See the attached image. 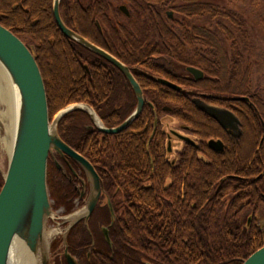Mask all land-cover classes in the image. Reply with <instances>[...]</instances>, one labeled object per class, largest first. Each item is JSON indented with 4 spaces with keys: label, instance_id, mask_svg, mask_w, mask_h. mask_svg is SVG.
Returning <instances> with one entry per match:
<instances>
[{
    "label": "trees",
    "instance_id": "1",
    "mask_svg": "<svg viewBox=\"0 0 264 264\" xmlns=\"http://www.w3.org/2000/svg\"><path fill=\"white\" fill-rule=\"evenodd\" d=\"M188 1H60V17L69 29L127 67L155 55L203 72L204 78L192 87L220 96L212 100L218 105L234 106L243 131L238 141L224 139L223 154L204 149L206 160L198 158L200 150L188 149L190 165L181 162L179 178L171 183L164 135L153 122L168 102L145 105L133 124L115 135L91 132L86 127L90 119L82 112L66 115L58 125V135L94 165L104 185L106 205L105 211L98 206L93 217L103 223L111 221V247L99 244L92 231L95 244L89 259L85 252L90 237L82 232L68 237L66 248L74 249L78 264H242L264 245V221L262 227L258 223L259 218L264 220V89L252 84L257 61L251 58L249 30L243 17L232 9L207 0ZM247 1L257 10L264 8V0ZM171 2L181 17L169 27L165 17L156 15ZM120 4L128 8L129 26H119ZM200 17L213 22L207 27L186 23ZM0 25L33 46L50 118L67 105L85 103L112 128L133 111L136 102L126 79L59 31L52 0H0ZM153 31L159 33L158 39L153 37L143 47ZM137 78L141 81L142 77ZM56 80L58 84L53 86ZM153 87L143 86L147 90ZM124 96L129 99L124 101ZM234 97L249 98L251 104L234 102ZM170 105L176 112H186L178 114V119L203 142L220 132L191 103L182 100ZM60 179L51 165L47 171L49 197L55 209L68 198L69 212L75 194L69 186L61 189ZM2 185L0 173V189Z\"/></svg>",
    "mask_w": 264,
    "mask_h": 264
},
{
    "label": "water",
    "instance_id": "2",
    "mask_svg": "<svg viewBox=\"0 0 264 264\" xmlns=\"http://www.w3.org/2000/svg\"><path fill=\"white\" fill-rule=\"evenodd\" d=\"M61 0H52V15L59 31L71 42L105 60L116 68L131 87L136 105L131 114L119 125L107 128L94 109L85 103H74L49 117L46 92L41 73L35 61L31 46H26L19 38L0 25V69L5 75L11 93L13 139L8 156L7 169L0 189V264H15V245L22 242L37 264H49L50 247L57 229L48 230V220L53 211L47 189V161L57 155L76 163L84 172L90 184L89 196L77 211L67 215V226L62 230L63 244L69 230L79 221L87 222L95 209L101 194L99 176L91 163L69 147L58 135V125L68 114H86L93 127L100 133L115 135L127 130L140 116L146 105L142 90L129 67L113 55L91 43L83 36L69 29L59 13ZM120 10L127 14L125 7ZM187 70L196 80L203 73L195 68ZM160 83L180 91L179 87L166 81ZM236 101H248L246 97H234ZM202 112L212 118L222 129L236 128L238 119L224 109L197 102ZM264 130V129H263ZM239 133V131L237 130ZM238 134L236 135V137ZM192 146L195 143L183 138ZM264 141V131H263ZM207 146L216 153L224 151L221 141L209 140ZM170 150V143L167 144ZM58 168L59 165H57ZM110 207V206H109ZM59 231V230H58ZM105 234V240L109 242ZM67 264H77L76 260L64 251ZM242 264H264V245L248 256Z\"/></svg>",
    "mask_w": 264,
    "mask_h": 264
},
{
    "label": "flooded vegetation",
    "instance_id": "3",
    "mask_svg": "<svg viewBox=\"0 0 264 264\" xmlns=\"http://www.w3.org/2000/svg\"><path fill=\"white\" fill-rule=\"evenodd\" d=\"M121 6L125 7V9L127 10V14L123 13L120 10ZM118 7H119V11L122 14V17L120 20L121 22H119V26H121L122 23L124 24V26H129L130 24L126 20V18L129 17L128 8L123 4L118 5ZM175 14H178L176 12V6L172 5V2H171V4L165 6V8L162 10L161 13H157L156 16L161 17L162 19L165 17V19H163L164 23H166L169 27H171V26H173L172 22L175 20ZM156 26H158V25L156 24ZM158 34L159 33L157 31H153L152 34H150L151 36L148 38L149 40L144 43L143 47H146L147 44L149 43L150 39H152L153 37L155 38V40H157ZM120 36L123 37L122 34ZM27 45L31 46L33 48L32 45H30V44H27ZM33 51H34V49H33ZM148 60L151 61L149 65L141 64L142 62H145ZM129 68L131 70L133 77L135 78V80L137 81V83L139 84V86L142 90L146 106L153 107L152 103H157V102L164 103V102H174V101H182L183 100V101H187V102L191 103L202 114L206 115L197 106V102H199V103H203L206 105L214 106V107L229 111L230 113L233 114V116H235L238 119L239 123L237 125V129L230 127L228 129L224 130L212 118H210L208 115H206V117L208 119L207 123L211 126H214L213 128L215 131L217 128L220 132H216L217 135H214V136L208 138L204 142L187 125L186 126L181 125V127L184 129V131L182 130L183 132H185L184 134L177 133L174 131L167 133V132H164L162 129L161 124L159 122V117H158L157 121L154 120L153 121L154 124L157 123V125L160 127V131L164 135V139H165L164 146H165V150H166L165 162L168 163V166L170 168V175L171 176L170 175L169 176H170V182L171 183L174 182L175 179L179 178L177 169L179 168V165L181 162H183L185 164V166L187 164V167H189V165H190L189 164L190 152H188L189 151L188 149H190L191 147L196 149V150L201 151V152L199 151L197 154L198 158L200 160H206L207 156H205V154H204V149L206 151L208 150L207 153L218 155V153H216L214 150H212L211 148H209L207 146V141H209V140L221 141L222 144L224 145V150H225L224 139L229 140V141H238L239 138L242 136V134H243L242 124H241V121L239 119L238 114L235 112L234 106L228 107V106L218 105V104L212 102V100H215V99L219 98L220 96H215V95H211L207 92L198 91L192 87L193 84H195L196 82H200L204 78V73H203L202 79L196 80L194 78V76L187 70L188 67H183L182 65H179V64L173 62L172 60H168V58H166L165 56L157 57L155 55L149 56L146 59H144L143 61H140L135 66H130ZM85 69H86V67H85ZM118 74H121V73L118 71ZM138 76L142 77L141 81L138 80V78H137ZM159 80L166 81L170 84L175 85L176 87H179L180 91L175 90L173 88H170V87L160 83ZM149 84L154 85V87L151 88L152 90H147V89L143 88V86H146ZM144 92H148L151 94L146 95ZM122 99L124 101H126L129 98H127V96H124ZM134 101L136 102L135 96H134ZM235 101L236 100H234V102ZM245 102H247L248 104H251L249 100L245 101ZM161 112L172 114L173 119H175V120L178 119V114L184 115L186 113L183 110H178L176 112V111H174L173 106H172V108H170V107L168 108L166 105L161 106ZM86 127H87V129H90L91 132L96 130L93 127L91 122L88 125H86ZM144 129L146 130V127H144ZM211 130L213 131V129H211ZM237 130L239 131V133L237 132ZM139 132H140V130L138 132L132 131V133H137V134ZM237 134H238V136L236 137ZM183 138H187L190 141L194 142L196 147L192 146L190 143H188ZM174 140H177V143L182 144L181 148L178 149L177 147H174L173 145L171 146V143H173ZM168 143H170V150H168V148H167ZM221 154H223V153H221ZM172 155H173V158H171V159L167 158V156L170 157ZM51 165H52V168H55V170L57 172H59V174L62 176V179H60V181L58 180L59 185L61 186V189H67L69 186L72 189L73 193L75 194V197H74L73 202H72L73 205L71 207V211H69V212L67 211V207H68L67 205H69V203H70V200H68V198H66L65 204L60 206L57 209V210H60L59 216H66L67 214L77 210L84 203L85 199L89 196L90 184L87 181V178H86L83 170L76 163H74L72 160H70L68 158L63 159V158L58 157L55 154L53 155V158L49 156L48 161H47V171ZM57 165H59L60 168H58ZM92 166L94 167L93 164H92ZM184 173L186 175L188 174V172L186 170ZM182 178H184V177H182ZM99 181H100L101 194H100L99 201H98L95 209L93 210V212L89 216L87 222L85 223L84 220H81L77 224H75L69 230V232L67 234V238H66V240H67L71 234L78 235L79 232L87 234L91 239V242L89 244L90 248L87 249L85 252V256L87 259L90 258V254L92 252L91 247H93L95 244L93 232H94L95 237L97 238V241L99 244L104 242L107 246L111 247V245L105 240V234L103 231V230H105L106 235L108 237L110 236L111 221L109 223H103V222H101L100 219H96L93 217V213L98 206L101 207L102 211H105L103 209L106 205L105 199H104L105 189H104V185L102 184V181L100 178H99ZM64 196H66V197L68 196L66 192L64 193ZM51 201H52V207L54 209V206H53L54 200L51 199ZM103 214H104V212H103ZM105 215H106V213L104 214V216ZM56 229L58 232L59 228H56ZM65 249H67V252L76 260V262L78 264L79 258L76 255V252L74 251V249L68 245L66 248V246L63 244V233L62 232H58L57 235L55 236L53 242H52V246H51V252H52V260L51 261H53L52 264H67L65 261V258H64Z\"/></svg>",
    "mask_w": 264,
    "mask_h": 264
},
{
    "label": "rangeland",
    "instance_id": "4",
    "mask_svg": "<svg viewBox=\"0 0 264 264\" xmlns=\"http://www.w3.org/2000/svg\"><path fill=\"white\" fill-rule=\"evenodd\" d=\"M196 2L199 1H205V0H194ZM188 3L190 1L188 0H176V3ZM206 2V1H205ZM207 2H211L214 4L219 5V7L227 8V9H232L236 11L238 14H240L243 19L245 20V24L247 29L249 30V44L251 45L252 42V48H251V58L252 61H257V66L254 69V74L252 76V84L255 85L261 84L264 89V67L262 65V62L264 61V8L261 10H257L253 7L249 6V2L247 0H235V1H230V0H207ZM179 14H175V19L179 20L180 19ZM182 20V19H181ZM213 22V20H209L207 17H200V18H193L189 19L186 23L188 25H198V26H204L207 27ZM26 44H30L29 40H25ZM56 68V67H55ZM58 84L57 80L52 83L53 86H56ZM60 87V86H59ZM8 96L9 102H11V93ZM168 108H172V105H170V102L166 105ZM12 107V105H11ZM6 104L1 103L0 104V111L5 112L6 110ZM58 112V111H57ZM56 112V113H57ZM55 113V114H56ZM53 114L51 118L55 115ZM159 122L161 124V127L164 132L170 133L171 131L177 132L184 134L185 132L184 129L181 127V125H187L180 119H173V115L170 113H161L159 115ZM188 126V125H187ZM183 130V131H182ZM3 134V127H0V136ZM177 147L178 149L181 148L182 144L177 143V140H174L173 143H171V146ZM8 156L9 154L2 149L1 142H0V173L1 175L6 172L7 169V164H8ZM168 159L173 158L172 156H167ZM88 198V197H87ZM86 198V199H87ZM85 199V201H86ZM84 204V203H83ZM83 204L79 207L81 208ZM78 208V209H79ZM77 209V210H78ZM54 210V209H53ZM60 211L57 209L53 211L52 218L48 220L47 223V229L52 230L55 228H59V231L62 232V230L67 226L65 223L67 215L66 216H59ZM261 218H259V224L261 227L263 226L261 223H263ZM264 224V223H263ZM54 227V228H53ZM52 246V244H51ZM51 249V247H50ZM52 252L50 251V260L49 264H52Z\"/></svg>",
    "mask_w": 264,
    "mask_h": 264
},
{
    "label": "bare ground",
    "instance_id": "5",
    "mask_svg": "<svg viewBox=\"0 0 264 264\" xmlns=\"http://www.w3.org/2000/svg\"><path fill=\"white\" fill-rule=\"evenodd\" d=\"M10 88L5 78V75L0 69V104H6L7 111H0V127H3V134L0 136L2 149L8 154L11 150L13 139V120H12V107L9 102L8 96ZM15 264H37L33 256L27 251L22 242H17L15 245Z\"/></svg>",
    "mask_w": 264,
    "mask_h": 264
}]
</instances>
